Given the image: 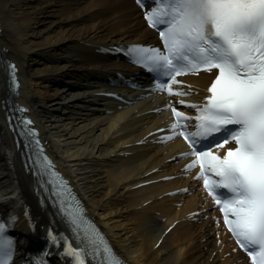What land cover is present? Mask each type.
Masks as SVG:
<instances>
[{"label":"bare ground","instance_id":"bare-ground-1","mask_svg":"<svg viewBox=\"0 0 264 264\" xmlns=\"http://www.w3.org/2000/svg\"><path fill=\"white\" fill-rule=\"evenodd\" d=\"M0 24V51L4 49L2 54L19 68L17 101L29 107L48 142V152L124 259L133 264H232L237 259L234 255L220 260L226 248L216 251L207 221L179 225L163 235L182 209L163 226L136 215L144 201L179 186L130 190L133 179L176 152L171 150L162 158H156L159 152H155L120 159L129 144L157 126V119L136 116L150 107L137 111L132 107L103 117L86 104L95 100L92 88L85 90L88 79L96 71L115 68L95 57L96 45L135 43L152 36L133 5L128 1L0 0ZM3 78L0 72V100ZM207 81L206 76L193 80L200 85ZM2 115L0 197L12 189L16 173L17 179L23 175L18 162L12 160V142L3 130ZM144 125L148 127L142 129Z\"/></svg>","mask_w":264,"mask_h":264},{"label":"snow or ice","instance_id":"snow-or-ice-1","mask_svg":"<svg viewBox=\"0 0 264 264\" xmlns=\"http://www.w3.org/2000/svg\"><path fill=\"white\" fill-rule=\"evenodd\" d=\"M137 3L145 8L148 24L160 32L163 50L131 45L126 51L133 62L154 73L156 90L172 95L176 77L201 70L214 72L206 103L190 105L197 110L195 130L185 123L190 118L172 107V133L163 139L180 135L188 142L191 151L181 155L195 159L186 167L199 165L197 175L220 206L237 244L247 252L251 264H264V0H153L151 8L144 0ZM9 68L15 84V65ZM22 131L32 135L37 149L34 163L49 176L48 183L62 210L77 230H84L83 247L65 246L72 264H86L90 250L101 255L102 264H123L99 230L87 221L70 186L44 154L35 130ZM217 133L220 135L215 136ZM209 138V143H202ZM230 141L234 146L224 155L213 152L212 146L221 148ZM7 228V223H0V264H11L15 252ZM49 238L56 239L51 233Z\"/></svg>","mask_w":264,"mask_h":264}]
</instances>
